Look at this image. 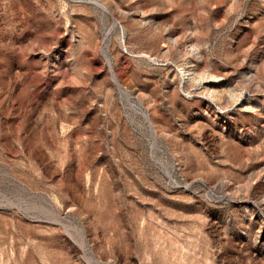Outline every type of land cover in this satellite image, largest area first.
<instances>
[{"label":"rangeland","instance_id":"374dc122","mask_svg":"<svg viewBox=\"0 0 264 264\" xmlns=\"http://www.w3.org/2000/svg\"><path fill=\"white\" fill-rule=\"evenodd\" d=\"M0 264H264V0H0Z\"/></svg>","mask_w":264,"mask_h":264},{"label":"bare ground","instance_id":"6f19581e","mask_svg":"<svg viewBox=\"0 0 264 264\" xmlns=\"http://www.w3.org/2000/svg\"><path fill=\"white\" fill-rule=\"evenodd\" d=\"M105 56H106V54H105Z\"/></svg>","mask_w":264,"mask_h":264}]
</instances>
